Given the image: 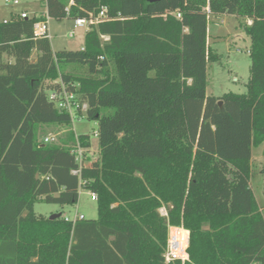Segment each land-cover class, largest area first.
Listing matches in <instances>:
<instances>
[{
  "label": "trees",
  "instance_id": "1",
  "mask_svg": "<svg viewBox=\"0 0 264 264\" xmlns=\"http://www.w3.org/2000/svg\"><path fill=\"white\" fill-rule=\"evenodd\" d=\"M44 3L58 21L105 17L82 48L58 51L34 34L42 16L0 19V264H264L249 164L264 142V0ZM220 15L251 21L245 93L206 95L218 57L208 17ZM61 83L98 124L99 157L80 168L72 131L61 144L38 140L41 125L71 123L48 99ZM78 139L90 147L89 135ZM80 190L96 195L95 218L34 212L36 202L75 204ZM170 226L185 229L174 243L188 231L184 263L164 261Z\"/></svg>",
  "mask_w": 264,
  "mask_h": 264
},
{
  "label": "rangeland",
  "instance_id": "2",
  "mask_svg": "<svg viewBox=\"0 0 264 264\" xmlns=\"http://www.w3.org/2000/svg\"><path fill=\"white\" fill-rule=\"evenodd\" d=\"M18 1L19 4L13 5L11 3L5 4L0 0L1 20L7 21L11 16L19 14L23 9L28 11L29 16H41L46 11L44 0ZM221 19L224 20L223 24L219 23ZM208 21L207 43L218 57L207 63L206 95L221 96L226 92L245 93L249 79L250 56L247 51L249 50L250 40L244 32L242 24H250L251 21L239 20L232 15H223L220 19L209 16ZM73 25V20L69 18H64L60 21L53 18L49 20L50 42L54 51L61 49L75 50L83 47L84 34L87 28L85 26L77 27L74 29V36L69 37L67 33L73 29ZM68 70L78 74L85 72V69L81 67H68ZM69 130L73 132L74 136L75 134L89 135L90 148L86 161L88 163L96 162L99 157L98 124L96 120L88 119L86 116L74 120L69 125H41L38 140L42 141L43 137L51 136L54 137L52 143L61 144ZM249 164L250 185L256 201L259 205L261 204L264 216V207H262V205L264 206V177L262 174V169L264 168V142L260 146L252 148V157ZM33 209L37 216L41 217H49L51 214L60 213L62 216L72 218L76 212L83 215L86 219L95 218L97 215L95 200H91L89 192L85 190H80L78 201L75 204L58 205L36 202L33 205ZM159 211L162 215H166L164 207H161ZM169 228L167 231L168 239ZM179 228L183 229V227ZM186 243L188 245V238H186ZM168 248L169 244L165 249V255L168 253ZM185 261L187 259L181 260L182 263Z\"/></svg>",
  "mask_w": 264,
  "mask_h": 264
},
{
  "label": "built area",
  "instance_id": "3",
  "mask_svg": "<svg viewBox=\"0 0 264 264\" xmlns=\"http://www.w3.org/2000/svg\"><path fill=\"white\" fill-rule=\"evenodd\" d=\"M2 1L5 4L11 3L13 5H16L19 3L18 0H2ZM169 14L174 15L177 19H180V17H181L179 12H170ZM19 15L22 18L30 17L26 11H22L21 13H19ZM41 16L43 18L34 23V26H33L34 34L37 36L45 35L48 38H50V35H49L50 17L48 16V14L46 12L43 13ZM163 16H166V14H164ZM103 17H105V8H102L101 11L99 12V14L94 18H89V19L81 18V19L73 20V22H74L73 29H71L67 33V36L73 37L75 34L74 29L77 27H84L85 26L88 30L89 25L91 23H96L100 19H102ZM100 38L103 41L108 39V37L105 35H101ZM247 52L249 53V50ZM48 99L50 101H52V103L54 104V106L58 110L66 111L67 113H69L70 118H71V123H73L74 120H77V119H80L81 117H83L85 112H86L87 104L85 102H80L78 99V96L74 92L68 91L66 89L65 85L62 83H61V86L59 89L51 90L48 93ZM78 109H79L80 113L77 112ZM42 141L44 143H52L54 141V137L46 136V137H43ZM89 148L82 146L79 139H78V135L75 134V142H74V144H72L70 151H71V153L74 154L75 160H76L79 168L81 166L87 164L86 156L89 154ZM72 172L74 174H77L79 172V169L73 170ZM89 195H90L91 200L96 199V195L94 193L89 192ZM83 218H84V216L81 214H78L77 212L74 214V216L72 218H69L66 216L64 217L65 220L72 221V222H74L78 219H83ZM177 230L185 231L184 229H181V228L176 227V226H170V228H169V239L167 238V245L169 244L168 253H166V255H165L166 250H164V253H163L165 262H171V261L177 260V259L184 261L185 259L188 258V256L186 255L187 254L186 253V247H187L186 238H188V231H187V235L185 237V243L186 244L182 241L174 243V240H175L174 237H175V233ZM167 245H166V247H167Z\"/></svg>",
  "mask_w": 264,
  "mask_h": 264
},
{
  "label": "water",
  "instance_id": "4",
  "mask_svg": "<svg viewBox=\"0 0 264 264\" xmlns=\"http://www.w3.org/2000/svg\"><path fill=\"white\" fill-rule=\"evenodd\" d=\"M149 2H156V1H159V0H148ZM218 104L221 105V101H218ZM60 216V213H56V214H51L49 216L50 219H53V218H57Z\"/></svg>",
  "mask_w": 264,
  "mask_h": 264
},
{
  "label": "crops",
  "instance_id": "5",
  "mask_svg": "<svg viewBox=\"0 0 264 264\" xmlns=\"http://www.w3.org/2000/svg\"><path fill=\"white\" fill-rule=\"evenodd\" d=\"M19 4V3H18ZM17 5V4H16ZM22 11H26L27 13H28V11L27 10H25V9H23V10H21L19 13H21ZM46 12V11H45ZM44 12V13H45ZM223 15H220V16H217V17H215V19H220V17H222ZM233 16V15H232ZM51 19V18H50ZM223 22H224V20H219V23H222L223 24ZM209 27V26H208ZM208 27H207V32H208ZM50 39V38H49ZM207 41V40H206ZM208 44V43H207ZM259 204V203H258ZM260 207H261V204H260ZM262 207H264L263 205H262ZM262 209V208H261Z\"/></svg>",
  "mask_w": 264,
  "mask_h": 264
}]
</instances>
